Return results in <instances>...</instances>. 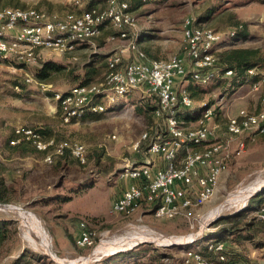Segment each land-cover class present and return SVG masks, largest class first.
Masks as SVG:
<instances>
[{"label":"rangeland","instance_id":"1","mask_svg":"<svg viewBox=\"0 0 264 264\" xmlns=\"http://www.w3.org/2000/svg\"><path fill=\"white\" fill-rule=\"evenodd\" d=\"M127 1L130 4L134 0ZM134 5L131 12L138 19L137 29L146 35L141 39L142 48H148L157 60H166L182 51V23L187 17L219 34L224 43L219 53L228 47L264 51V0H135ZM104 6L102 2H91L79 9L74 0H0V9L35 8L51 17ZM237 23L245 24L248 31L245 38L229 37ZM96 40L70 53L35 49V59L29 65H18L13 59L0 61V178L4 179L7 189L2 195L5 200L0 202L22 208H12L15 213H0V219H12L17 229L14 241L6 245L8 254L0 257V264H12L23 255L26 260L18 264H180L186 248L201 250L208 241L221 237L217 230L229 224L222 223V219L245 213L243 223H259L256 208L264 204L261 203L264 199V136L261 134L245 137L244 149L228 161L213 197L198 210L205 217L201 222L194 221L192 228L184 217L155 219L144 205L128 216L109 213L114 197L128 186V181L119 178L121 168L126 161L147 157L145 144L136 150L133 146L143 133H149L155 120L153 117L149 120L136 108L142 110L147 104L155 107V103L134 94L114 112L87 115L70 124L61 122L53 93H63L79 85L89 68L103 64L105 73L107 56L104 53L108 55L121 45L118 41H108L102 47L104 43L98 45ZM47 61L56 63L62 70L52 74L50 81L40 82L34 73ZM24 73L32 74L41 85L24 83ZM182 85L190 94L193 90L197 95L191 96L195 108L181 116L187 127L197 126L189 115L198 113L196 109L202 101L214 107V121L220 127L225 123L226 114L259 105V94L248 93L249 83L234 84L230 78L215 79L206 85L187 80ZM17 126L37 128L45 139L56 142L70 140L83 144L87 149L86 164L80 165L67 154L65 159H55L49 165L44 162V155L29 145L11 146L9 142ZM112 135L116 136L115 140L110 138ZM260 182L261 188L246 199H233L238 190ZM218 208L221 210L217 213ZM29 215L36 218L49 239L48 250L38 243L33 231L28 232L30 239L26 236ZM80 223L93 234L94 245L90 248L74 245ZM201 223L204 236L191 246L173 247L163 243L165 240L159 243L149 239L152 236L190 238L188 235L197 232ZM133 235L148 239L140 242ZM227 242L230 241L227 239ZM144 247L146 251H141ZM233 247L243 261L250 263L256 259L264 264V247L254 249L248 242Z\"/></svg>","mask_w":264,"mask_h":264},{"label":"built area","instance_id":"2","mask_svg":"<svg viewBox=\"0 0 264 264\" xmlns=\"http://www.w3.org/2000/svg\"><path fill=\"white\" fill-rule=\"evenodd\" d=\"M91 2H102L105 6L61 17H51L35 8L0 9V61L13 59L18 65H29L35 59V49L70 53L87 43L91 45L103 29L114 30L115 34L110 35L108 41H119L121 45L107 56L104 78L97 83L76 85L63 93H53L56 113L63 124H70L87 115L114 112L134 94L152 99L156 103L154 125L133 146L136 150L146 142L147 157L126 161L121 168L119 178L128 181V186L115 197L109 213L128 216L144 205L155 219L184 217L192 228L194 221L203 220L198 210L213 197L228 161L244 149L245 137L264 134V69L246 71L250 79L246 82L249 83L248 93L259 94L257 112L242 108L235 114H226L225 123L220 127L214 121V107L202 101L196 109L198 113L194 115V111L189 115L197 126H184L181 116L195 108V101L183 82L190 80L206 85L215 79L233 77V71L224 68L217 57L219 47L224 44L222 38L187 17L182 23V51L166 60L152 59L138 45V19L133 16L127 0H74L79 9ZM234 36L235 30L229 37ZM24 83L41 85L28 73H24ZM110 138L115 140L116 136ZM9 143L11 146L29 145L42 153L44 162L49 165L67 154L80 165L87 162V149L83 144L45 139L37 128L15 127ZM12 208L22 209L11 203H0V213H15ZM256 216L264 224V204L256 209ZM203 226L201 223L197 232L188 235L189 242H183L184 237H160L168 246H191L203 238ZM74 245L78 248L94 245L93 234L84 223L79 224ZM204 246V255L197 248H186L180 264H244L225 255V245L218 240H210ZM249 264L260 263L254 259Z\"/></svg>","mask_w":264,"mask_h":264},{"label":"trees","instance_id":"3","mask_svg":"<svg viewBox=\"0 0 264 264\" xmlns=\"http://www.w3.org/2000/svg\"><path fill=\"white\" fill-rule=\"evenodd\" d=\"M134 3H135V0L130 2V10L136 7ZM234 30H235V37L237 39L242 38L246 36L247 34L246 26L245 24H242V23H237ZM104 42L105 41L103 40H98L97 44L101 45ZM144 51L147 54L148 49ZM217 57H218L219 63L224 68L233 71L234 73L233 77H231L230 79H232V82L234 84L236 83L239 85V84H244L247 81L248 82L250 81L249 77L246 75L247 70L251 68L264 69V51H262L259 48H242V47L229 48L228 47L227 49H224V51L220 53L218 52ZM103 67L104 65L102 64L101 67H97V68L93 67V68L87 69L79 85H88V84L100 82L104 78V74H105L103 73ZM61 70H62L61 66L57 65L54 62L47 61V62L42 63L40 68L35 71L34 76L40 82H48L50 81L52 74L58 73ZM96 78L98 79L96 80ZM190 95L192 97L197 96L195 91L193 90L191 91ZM155 108H156V103H155V107L149 106L147 104L142 108V110L141 108H136V111L140 113H144L146 117L150 120L151 117H153ZM153 125H154V121L151 126ZM261 135L264 136V134H261ZM150 136H152V131H150ZM141 144L146 145V142L141 143ZM65 157L66 155L60 160L65 159ZM6 190L7 189L4 183V179L0 178V201L5 200V198L2 195ZM261 203H264V199H262ZM245 215L246 214L244 213L238 216H232L226 219H222L221 220L222 223H226V224L229 223V224L227 226H222L220 229L217 230V233L222 234L221 237L218 238L217 240L222 242L225 245V252H224L225 255H227L231 259L234 258L238 260L239 262H243L244 264H249L248 261L247 263L243 261L242 259H240L241 258L240 254L237 251H234L233 246H235L236 244L240 245L242 244V242H248L249 244L254 246V249H260L261 247H264V224L260 222L259 223H255V222L247 223L245 221H244L245 223H243V217ZM242 224L244 225L242 226ZM16 236H17V229L14 226L13 220L12 219H0V257L5 253L8 254V252H5L7 251L6 245L10 241L12 240L14 241ZM227 239L228 241H230L229 243L227 242ZM145 247L141 251H146L147 248ZM201 252H203V255L206 254L205 246L202 247ZM25 256L26 255H23L22 258L20 257L19 259L14 260L12 264H18L20 261L26 260ZM210 256L213 257L212 254H210ZM165 257L166 256H161L162 259H164ZM27 262L30 263L31 261H27ZM116 262L117 260L114 261V263ZM108 264H113V263L108 262Z\"/></svg>","mask_w":264,"mask_h":264},{"label":"bare ground","instance_id":"4","mask_svg":"<svg viewBox=\"0 0 264 264\" xmlns=\"http://www.w3.org/2000/svg\"><path fill=\"white\" fill-rule=\"evenodd\" d=\"M262 185H264V184H262ZM261 182H260V184H257V185H254V186H249V187H247V188H244V189H241V190H238L237 192H236V194H234V196H233V199H235V198H243V199H246L249 195H251L253 192H255L256 190H258V189H260L261 188ZM234 201H232V203H233ZM227 203H229V201H227ZM231 203V202H230ZM228 205V204H227ZM223 206V205H222ZM225 206V205H224ZM219 210H221V208H218L216 211H217V213L219 212ZM214 212V211H213ZM212 215V214H211ZM205 217V216H204ZM203 217V218H204ZM28 223H29V228L27 227V229H28V231L26 232V236L30 239L31 237H30V235H28V232L30 233V231H33V233H34V235H35V238L38 240V243H40V245L44 248V250H48L49 249V239L46 237V234H45V232L43 231V229H42V227H41V225L38 223V221L36 220V218H34V216L33 215H29L28 217ZM209 219H212L213 217L211 216H209L208 217ZM208 220V219H207ZM210 221V220H209ZM27 223V222H26ZM27 229H25V230H27ZM26 236H24V237H26ZM132 238H134L135 240H139L140 242H142V241H147V237H145V236H137V235H133V236H131ZM130 237V238H131ZM149 237V236H148ZM26 239V238H25ZM125 239V238H124ZM134 239H132V240H134ZM149 239H151V240H155V241H157V242H159L160 243V241L161 240H163V239H161V237H150ZM188 239L189 240H191V238H187V237H184V238H182V241H188ZM131 240V241H132ZM27 241V240H26ZM117 241H121V239H119V240H117ZM131 241H130V243H131ZM171 241V240H170ZM169 241V242H170ZM172 242V241H171ZM34 245V244H33ZM131 245V244H130ZM40 246V247H41ZM42 249V248H41Z\"/></svg>","mask_w":264,"mask_h":264},{"label":"crops","instance_id":"5","mask_svg":"<svg viewBox=\"0 0 264 264\" xmlns=\"http://www.w3.org/2000/svg\"><path fill=\"white\" fill-rule=\"evenodd\" d=\"M132 14H133V12H132ZM133 16H134V14H133ZM113 34H115V32H114V30H112L111 28H106V29H103L102 30V34L97 38L98 40H103V41H105L104 42V45L102 46V47H104L105 45H106V42H108V37L110 36V35H113ZM138 35H139V39H138V45L142 48L144 45L142 44V42H141V39L144 37V36H146L145 35V32H140V30H138ZM248 35V31H247V34H246V36ZM246 36H244L243 38H245ZM105 37V38H104ZM119 42V41H118ZM120 44V43H119ZM101 47V48H102ZM242 48H245V47H242ZM115 49V48H114ZM143 50H146V49H148V48H146V49H144V48H142ZM78 50H79V47H78ZM114 51V50H113ZM108 53V52H107ZM107 53H104V54H106V56H108L107 55ZM147 55H148V57H150V58H152V59H155V57L153 56V55H150L149 54V49H148V52H147ZM152 56V57H151ZM105 58H107V57H105ZM106 60V59H105ZM183 87H185V86H183ZM188 90V89H187ZM262 92H264V89H262ZM259 108H260V106L258 105V104H256V105H254V104H252V105H250L249 107H248V111L249 112H257L258 110H259ZM126 188V187H125ZM125 188H123V189H125ZM121 192V191H120ZM119 194V193H118ZM116 197V196H115ZM114 197V198H115Z\"/></svg>","mask_w":264,"mask_h":264}]
</instances>
